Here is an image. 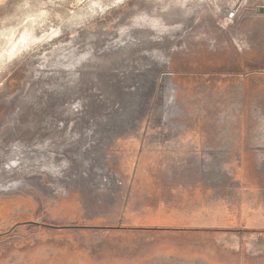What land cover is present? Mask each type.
<instances>
[{
	"label": "rangeland",
	"instance_id": "1",
	"mask_svg": "<svg viewBox=\"0 0 264 264\" xmlns=\"http://www.w3.org/2000/svg\"><path fill=\"white\" fill-rule=\"evenodd\" d=\"M199 1L0 2L41 13L0 71V264H264V0L213 34Z\"/></svg>",
	"mask_w": 264,
	"mask_h": 264
},
{
	"label": "bare ground",
	"instance_id": "2",
	"mask_svg": "<svg viewBox=\"0 0 264 264\" xmlns=\"http://www.w3.org/2000/svg\"><path fill=\"white\" fill-rule=\"evenodd\" d=\"M3 1L4 0H0V2H3ZM32 1H34V0H32ZM78 1H82V0H78ZM199 2L201 3V7L197 11H194L190 15H188V13H190L189 11H188V13L186 12V7H184V6L183 7L178 6L176 8H178L179 11H180V9L182 10V14H181L182 20L184 21V23L186 25H190L192 23L190 20H192L194 18L195 19H199L198 20V23H197L198 24V27L205 29L210 34H213V32L215 31V26H214L215 24L213 23V20L215 18H217L219 20V18H221V15L225 14V11L228 9V7H227V1L226 0H215V1L214 0H200ZM3 3H6V1L3 2ZM7 3H8V1H7ZM37 3H38V0H37ZM187 8H189V6ZM17 9H18V7H17ZM33 14H35V13H33ZM39 15H41V13ZM39 15H38L37 19L32 18V16H31V18H32L31 19L32 26H29V24H28V26L24 28L25 30L23 32H21L22 34H20V36H18V37H16V35H17V31H16L17 28L15 29V25L14 26L9 25V26L0 27V71L3 70L6 66H8V64L12 60H14V58H16L18 55L20 56V54L22 52H24L25 50H28V48H31V50H32V48H33L32 46H34V45H36L38 43V40L39 39L34 34V32H35L34 31V27L37 26V24H35V23L37 22V20L39 18ZM23 16H25V15H23ZM36 16H33V17H36ZM2 23H4V22H2ZM19 25H20V23H19ZM21 27H22V24H21ZM184 28H186V32H189V26H185ZM211 36H213V35H211ZM49 38H51V35H47V33H45V35L43 36L42 39L43 40H48ZM216 42H219L220 43L219 44L220 46L218 45V47H216V49L219 50V52L226 53V50L225 49H222L221 38H217V41ZM160 43L161 42L159 41V44ZM208 46L213 47V43H209ZM237 49L240 50V52H242V53L246 52V48H243L242 46L241 47H238ZM161 63L162 64H160V65L163 68V70H165V72L168 73L169 70H170V67H169L170 64H168V61L165 60V61H163ZM166 76H168V75H166ZM166 76H165V78H166ZM166 81H167V84L165 85L166 86V91L163 92V95L161 97L162 103H161L160 112H161L162 115H164V117L166 118V121L169 124H172L170 122V120H172V119L169 116L168 117H166V116L168 115L167 112L170 111V107H171L170 103L172 102V98H173L172 95H171L172 94L171 93V90H172L171 88L174 87V86L171 85V82H169L168 79H166ZM0 120H1L0 121V135L3 136L4 133L6 132V130H8V129H7V126L3 125V123H2V120L3 119H0ZM172 125H174V124H172ZM5 135H6V133H5ZM2 161H3V158L0 155V162H2ZM32 169H33V167H32ZM4 175H5V172L2 171L0 173V190H3V189L6 190L5 188H7L6 185H4V184L1 183L2 179L4 178Z\"/></svg>",
	"mask_w": 264,
	"mask_h": 264
},
{
	"label": "flooded vegetation",
	"instance_id": "3",
	"mask_svg": "<svg viewBox=\"0 0 264 264\" xmlns=\"http://www.w3.org/2000/svg\"><path fill=\"white\" fill-rule=\"evenodd\" d=\"M20 225V224H19ZM23 226H33V227H36V226H46V224H42L38 221H35V222H29V223H22ZM17 229L16 228H12L8 231H0V241L3 240V238L9 236V235H12ZM12 244H9V243H6L5 246L9 247L11 246ZM8 249V248H7ZM6 249V250H7Z\"/></svg>",
	"mask_w": 264,
	"mask_h": 264
},
{
	"label": "crops",
	"instance_id": "4",
	"mask_svg": "<svg viewBox=\"0 0 264 264\" xmlns=\"http://www.w3.org/2000/svg\"><path fill=\"white\" fill-rule=\"evenodd\" d=\"M88 213H89V212H85L86 215H89ZM96 215H98V214H96Z\"/></svg>",
	"mask_w": 264,
	"mask_h": 264
}]
</instances>
